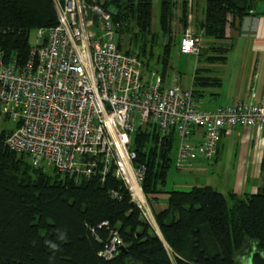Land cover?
Wrapping results in <instances>:
<instances>
[{
	"label": "trees",
	"instance_id": "1",
	"mask_svg": "<svg viewBox=\"0 0 264 264\" xmlns=\"http://www.w3.org/2000/svg\"><path fill=\"white\" fill-rule=\"evenodd\" d=\"M85 1L112 9L119 50L136 56L144 73L155 70L164 80L180 43L173 29L177 8L183 32L192 26L202 35L198 58L210 51L217 55L207 57V64H225L232 50L224 43L229 30L240 34L245 18L264 2L205 0L203 18L192 23V0H159L157 33L153 0ZM57 24L53 0H0L5 63L27 62L31 32ZM208 71L198 67L194 74L192 92L198 102L201 90L222 86ZM8 122L4 116L0 128V264H264V190L225 195L205 185L167 191L174 131L162 140L150 127L133 136L135 164L146 168L145 195L167 198V207L154 216L158 233L113 170L104 176L99 167L91 179L76 182L54 168H36L28 155L7 147ZM114 235L122 245L109 258L104 253Z\"/></svg>",
	"mask_w": 264,
	"mask_h": 264
},
{
	"label": "built area",
	"instance_id": "2",
	"mask_svg": "<svg viewBox=\"0 0 264 264\" xmlns=\"http://www.w3.org/2000/svg\"><path fill=\"white\" fill-rule=\"evenodd\" d=\"M53 2L58 24L37 32L27 62L5 63L0 54V114L11 124L6 145L36 168H54L76 182L99 167L104 176L113 170L151 223L142 190L146 168L135 164L132 150L139 129L155 128L161 140L174 131L180 170L212 161L224 133L237 127L264 133V97L201 110L179 76L144 73L136 56L119 50L112 9L85 0ZM202 47L192 26L182 33L179 54L198 56ZM121 245L112 236L104 255L113 257Z\"/></svg>",
	"mask_w": 264,
	"mask_h": 264
},
{
	"label": "crops",
	"instance_id": "3",
	"mask_svg": "<svg viewBox=\"0 0 264 264\" xmlns=\"http://www.w3.org/2000/svg\"><path fill=\"white\" fill-rule=\"evenodd\" d=\"M204 2L205 0H192L193 13L190 17L192 23L196 19L203 18ZM228 37L224 43L227 47H232L229 54L235 48H238L239 41L241 48L242 62L233 70L235 76L233 78L234 91L224 93L223 88L218 90L204 88L205 90H201L202 95L199 98L201 110L210 111L219 106L235 104L238 101L257 102L264 97V2L257 4L253 16L245 18L240 34L231 29ZM226 65L227 62L223 67H226ZM214 66L215 64L212 63L204 66V68L209 69L207 76L222 81L221 77L214 76V72H212ZM229 74L231 75L232 72ZM193 78L191 87H183L184 89H192ZM223 150L225 151L222 152ZM223 153L227 154V161L229 160L228 173L234 171L233 182L229 179L228 181L225 175L222 182L225 188L231 187L235 193L243 194L248 191L250 179L252 178L257 181L256 184L253 183L250 187L252 193H255L258 189L264 190V133H258L255 129L245 127H237L230 134L224 133L216 157L211 162H218ZM193 167L195 168V166ZM157 201V205L152 204V211L150 210L153 214L167 207L166 196L159 197ZM157 207L159 208L157 209Z\"/></svg>",
	"mask_w": 264,
	"mask_h": 264
},
{
	"label": "rangeland",
	"instance_id": "4",
	"mask_svg": "<svg viewBox=\"0 0 264 264\" xmlns=\"http://www.w3.org/2000/svg\"><path fill=\"white\" fill-rule=\"evenodd\" d=\"M180 9L177 8V16H179ZM176 16L175 21L173 22V29H174V34L177 39H180L183 33L182 26L178 22V17ZM193 20V19H192ZM153 32L160 33L159 29V0H153ZM194 28V27H193ZM195 29V28H194ZM37 31H32L30 34V44L34 45L35 44V38ZM240 41L238 42V48H235L231 54L228 55V61L226 67H223L224 64H215L214 69L212 72H214V76H218L222 78L223 81V88L224 93H232L234 91V80L233 78L235 77L233 74V70L235 67H238L240 63L242 62L241 55H240ZM215 55L210 51L203 50L202 51V56L198 58V56L194 55H181L179 54L178 51V45L174 48L173 53H172V60H171V66H172V74H176L180 78V84L182 87H191L192 85V78L194 71L197 67H204L207 65V61L205 60L207 57ZM217 55V54H216ZM215 55V56H216ZM200 59V60H199ZM232 74L230 75L229 73ZM216 74V75H215ZM233 75V77H232ZM203 109V108H202ZM3 117L0 116V128L4 125L3 122ZM8 128H11V124L8 122L7 123ZM181 144L180 139L176 137L174 144H173V149L171 152V158H172V166L171 169L168 173V178H167V185H166V190L171 191L173 189H181V190H189L193 186H205V185H210L216 188V190L220 191L221 193L228 195L230 192H234L233 189L230 188H225L222 184V182L225 179V175L227 177V180H231L233 182V174L234 171H229L228 173V168H229V160L227 161V154L223 153L221 157L219 158L218 162H211L207 161L204 159H198L195 163V168H189L185 170H180L176 168V162L178 158V149ZM226 143L224 142V145ZM223 150L222 152H224ZM200 163V164H199ZM232 174V176H231ZM228 180V181H229ZM231 182V183H232ZM264 182V178H263ZM256 184L257 181L253 180L252 178L250 179V186L248 188L249 193L252 194V184ZM244 189V188H243ZM143 190V189H142ZM143 194L145 196V206L146 208L152 211V204L157 205L158 201L157 200H149V198L145 195L144 191ZM159 207H157L158 209ZM152 213V216L150 217L151 224L153 227L159 232V229L156 225L155 222V214ZM160 233V232H159Z\"/></svg>",
	"mask_w": 264,
	"mask_h": 264
},
{
	"label": "bare ground",
	"instance_id": "5",
	"mask_svg": "<svg viewBox=\"0 0 264 264\" xmlns=\"http://www.w3.org/2000/svg\"><path fill=\"white\" fill-rule=\"evenodd\" d=\"M138 194H139V196H140L141 200H143V201H144V197L142 196V194H141L140 192H138Z\"/></svg>",
	"mask_w": 264,
	"mask_h": 264
},
{
	"label": "water",
	"instance_id": "6",
	"mask_svg": "<svg viewBox=\"0 0 264 264\" xmlns=\"http://www.w3.org/2000/svg\"><path fill=\"white\" fill-rule=\"evenodd\" d=\"M159 233V232H158Z\"/></svg>",
	"mask_w": 264,
	"mask_h": 264
}]
</instances>
